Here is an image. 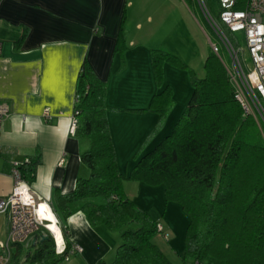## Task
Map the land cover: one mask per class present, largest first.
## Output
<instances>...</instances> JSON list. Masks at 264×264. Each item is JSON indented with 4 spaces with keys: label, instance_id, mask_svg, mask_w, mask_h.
<instances>
[{
    "label": "trees",
    "instance_id": "obj_1",
    "mask_svg": "<svg viewBox=\"0 0 264 264\" xmlns=\"http://www.w3.org/2000/svg\"><path fill=\"white\" fill-rule=\"evenodd\" d=\"M125 21L122 17L115 52L126 47ZM24 38L25 33L14 43L16 49ZM208 52L203 78L189 71L192 92L180 117L138 157L174 106L168 86L152 97L147 110L159 118L127 173L118 166L107 118V112L121 109L105 105L106 83L87 59L81 64L72 106L74 135L85 145L81 163L90 174L77 179L71 194L57 195L51 208L61 224L79 212L91 227L102 225L119 234L121 242L110 264H172L153 242L158 222L127 197L125 180L160 186L164 201L186 212L183 264H264V130L244 114L223 64ZM150 54L159 86L166 63L189 69L162 47ZM39 163L40 157L26 158L14 168L30 186ZM66 251L57 254L50 234L41 228L27 245L13 246L8 264H60Z\"/></svg>",
    "mask_w": 264,
    "mask_h": 264
},
{
    "label": "crops",
    "instance_id": "obj_2",
    "mask_svg": "<svg viewBox=\"0 0 264 264\" xmlns=\"http://www.w3.org/2000/svg\"><path fill=\"white\" fill-rule=\"evenodd\" d=\"M167 1L174 0H0V104L8 110L0 130V198L12 191V167L26 158L40 157L29 188L45 208L57 195L71 194L77 179L89 176L81 163L85 145L74 135L75 128L70 131L76 79L84 59L106 83L105 105L121 109L107 112L108 127L118 166L128 172L124 161L133 157L158 121V115L146 109L155 93L149 49L163 46L172 51L181 43L180 26L188 23L186 13L183 23L169 17L172 9H167ZM122 17L128 35L119 53L114 48ZM23 33L16 49L14 43ZM170 74L175 75L171 69L164 71L169 87ZM177 117L172 110L168 113L144 152ZM123 188L134 202L133 193ZM8 226L7 220L6 233ZM59 227L69 247L82 248L81 253L65 255L60 264L113 262L121 242L115 233L102 225L91 227L79 212L59 222ZM169 262L181 264L177 259Z\"/></svg>",
    "mask_w": 264,
    "mask_h": 264
},
{
    "label": "built area",
    "instance_id": "obj_3",
    "mask_svg": "<svg viewBox=\"0 0 264 264\" xmlns=\"http://www.w3.org/2000/svg\"><path fill=\"white\" fill-rule=\"evenodd\" d=\"M195 1L214 39L207 37L209 49L224 65L235 100L244 114L251 117L260 130L264 129V0H218L217 17L210 14L205 0ZM226 30L231 35L241 32L244 45H239L237 38L229 37ZM7 114L6 106L0 104V130ZM71 119L70 131L76 124L73 116ZM16 165L11 169L12 191L8 197L0 198V214L7 216L9 224L6 242L0 245V264L9 263L13 245L26 243L39 229L48 228V219L40 215L41 206L29 185L20 180ZM47 208H43L45 212ZM60 242V246L56 242L57 254L66 250L65 242ZM81 252L82 248L73 244L65 255Z\"/></svg>",
    "mask_w": 264,
    "mask_h": 264
},
{
    "label": "rangeland",
    "instance_id": "obj_4",
    "mask_svg": "<svg viewBox=\"0 0 264 264\" xmlns=\"http://www.w3.org/2000/svg\"><path fill=\"white\" fill-rule=\"evenodd\" d=\"M178 2V4H177ZM167 5V9L171 10V18L175 19V22H185L183 18V13H186L187 22L186 25L180 26L181 29V43L177 45L172 51H168L174 54L179 60L186 65L189 69L176 68L168 63L164 65L163 69V78L164 71L172 70L175 75L172 76L171 90L173 94L174 106L171 109L174 114H177L179 118L180 113L184 110L187 104V100L192 92V77L190 76L189 71L192 70L194 75L197 78H203V62L208 55L209 51V41L207 37L211 40H214L210 32L209 27L207 26L202 11L199 8L198 4L194 0H174L164 2ZM208 10L211 15L217 17L220 12V5L218 0H205ZM180 9V10H179ZM183 11V12H182ZM234 38H237L238 44L243 46V34L238 32L232 35ZM157 38V37H156ZM156 38L152 41H156ZM164 50L165 47L161 46ZM153 48H156L153 46ZM153 48H150L149 51ZM167 50V49H166ZM167 65V69H166ZM170 66V67H169ZM224 66V65H223ZM172 67V68H171ZM174 68V69H173ZM152 69V68H151ZM225 69V67H224ZM152 79L154 80V95L156 93L162 92V89L166 88L167 82L165 78L163 79V84L159 86L154 79L153 69H152ZM165 83V84H164ZM169 87V86H168ZM148 109V108H146ZM159 118V117H158ZM251 118V117H250ZM255 122V121H254ZM257 124V123H256ZM258 126V125H257ZM259 128V127H258ZM260 129V128H259ZM262 129V128H261ZM264 130V129H262ZM261 131V130H260ZM159 137L161 134L158 135ZM137 152V151H136ZM139 151L138 157L142 156L144 153ZM135 154V152L133 153ZM131 154L130 156H133ZM134 157V156H133ZM132 157V158H133ZM128 158L124 161L126 169L128 167V172L133 168L135 159ZM118 162V160H117ZM129 184V185H128ZM128 188L135 199V203L140 208H144L150 216L159 221L160 225H164L166 237L162 233L156 232L153 236V242L158 247L161 252H164L166 256L171 260L177 259L181 261V254L184 249V233L188 223V216L186 212H183L180 206L176 203H166L164 201V196L162 201L160 197L163 195V189L161 187H145L144 190L139 187V182H130L124 181L123 187ZM144 187V186H142ZM162 191V194L161 192ZM136 194V195H135ZM101 200V199H99ZM138 200V201H137ZM7 220L4 214L0 215V245L5 244L7 238ZM114 233V232H113ZM119 239V234L115 233ZM168 237V238H167ZM120 240V239H119ZM171 243V247L169 245ZM22 245H27L23 243ZM168 259V260H169ZM169 260V261H170ZM172 263V262H171ZM181 264L182 261H181Z\"/></svg>",
    "mask_w": 264,
    "mask_h": 264
},
{
    "label": "clouds",
    "instance_id": "obj_5",
    "mask_svg": "<svg viewBox=\"0 0 264 264\" xmlns=\"http://www.w3.org/2000/svg\"><path fill=\"white\" fill-rule=\"evenodd\" d=\"M46 206H48L47 211H49V212H51V213L53 214V216H54V218H55V221H56V222L54 223V222H52L51 219H50V220H48L47 225H49L51 222H52L54 225H56V228L59 230V235H60V239L58 238L59 246H60V244H61L60 241H64V238H63V236H62V230H61V228L59 227V221H58V219L55 217V215H54V213H53V211H52L51 206H49V205H46ZM156 226H157V232L162 233L163 236L166 237V234L163 233V227L160 226L159 223H158ZM48 227H49V226H48ZM159 227H161V231H159ZM44 230H45V231H48V233L50 234V236H51V238H52V241L54 242L55 251H56V253H57L58 248H57V246H56V242H57L56 235H55L52 231L50 232V231L48 230V228H47V229H44ZM31 239H33V236H32ZM31 239H30V240H31ZM30 240H28V241H30ZM28 241H27V242H28ZM27 242H26V244H27ZM64 242H65V241H64ZM13 246H14V245H13ZM13 246H12V247H13ZM66 246H67V243L65 242V248H66ZM66 250H67V248H66ZM66 250H64V251H66ZM66 253H67V251H66Z\"/></svg>",
    "mask_w": 264,
    "mask_h": 264
},
{
    "label": "bare ground",
    "instance_id": "obj_6",
    "mask_svg": "<svg viewBox=\"0 0 264 264\" xmlns=\"http://www.w3.org/2000/svg\"><path fill=\"white\" fill-rule=\"evenodd\" d=\"M44 205V204H43ZM41 207H40V215H43L45 218H47L48 220H50L51 219V221L52 222H54V218H52V215H51V212H49V211H44V207L42 206V205H40ZM50 223L48 226V230L50 231V230H52V232H56V234H57V230H56V226L55 225H53V223ZM58 244H59V242H57Z\"/></svg>",
    "mask_w": 264,
    "mask_h": 264
}]
</instances>
